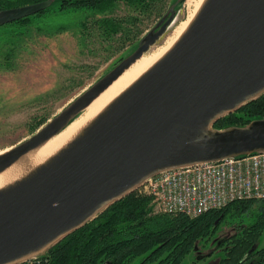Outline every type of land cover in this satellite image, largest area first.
Here are the masks:
<instances>
[{
	"label": "water",
	"instance_id": "95a60500",
	"mask_svg": "<svg viewBox=\"0 0 264 264\" xmlns=\"http://www.w3.org/2000/svg\"><path fill=\"white\" fill-rule=\"evenodd\" d=\"M175 0L136 48L20 142L0 172L59 133L139 59L172 22ZM54 0L0 9V25ZM264 92V0H204L172 45L65 145L0 187V264L43 254L150 176L264 151V117L217 127Z\"/></svg>",
	"mask_w": 264,
	"mask_h": 264
},
{
	"label": "trees",
	"instance_id": "16d2710c",
	"mask_svg": "<svg viewBox=\"0 0 264 264\" xmlns=\"http://www.w3.org/2000/svg\"><path fill=\"white\" fill-rule=\"evenodd\" d=\"M36 1L40 0H0V9ZM119 1L60 0L56 9L87 5L113 7ZM124 1L131 5V12L87 16L79 24L82 36L85 39H100L103 43L107 42L108 47H121L127 41L139 42L138 35L143 30L139 26L141 15L156 13L161 17L167 11H163L164 0ZM52 4L37 13L53 8ZM30 16L16 20H27ZM257 117H264V92L235 111L219 117L214 125H242ZM152 209L150 194L130 192L58 240L43 254L17 264H127L139 256H142V263L160 258L165 264H181L198 238L206 237L226 217L238 216L240 219L235 223L238 233L232 237L238 256H241L264 230V198L233 199L219 208L195 216L184 212L153 213ZM244 214L253 217L246 220Z\"/></svg>",
	"mask_w": 264,
	"mask_h": 264
},
{
	"label": "rangeland",
	"instance_id": "374dc122",
	"mask_svg": "<svg viewBox=\"0 0 264 264\" xmlns=\"http://www.w3.org/2000/svg\"><path fill=\"white\" fill-rule=\"evenodd\" d=\"M173 1L164 0L163 11ZM203 1L198 8H189L187 0H180L172 22L151 48L165 47L173 38L175 29L186 20L190 22ZM59 3L60 0H54L53 8L42 13L37 11L27 20L0 25V152L36 132L138 45V41H127L121 47H108L107 42L100 39H85L79 25L87 16L131 12L128 2L121 0L113 7L87 5L56 9ZM141 18L139 26L143 30L138 35L139 39L160 16L152 13L150 16L141 15ZM152 203L153 213L162 212L153 197ZM252 217L243 215L246 220ZM239 219L238 216L224 220L235 222ZM220 228L218 233L232 227L223 221ZM262 239L264 243V234ZM204 240L203 236L197 239L182 263H203L204 259L199 256L204 248L212 245L211 242L203 245ZM140 260L141 256L133 263ZM147 264L161 263L156 260Z\"/></svg>",
	"mask_w": 264,
	"mask_h": 264
},
{
	"label": "built area",
	"instance_id": "2783aa9c",
	"mask_svg": "<svg viewBox=\"0 0 264 264\" xmlns=\"http://www.w3.org/2000/svg\"><path fill=\"white\" fill-rule=\"evenodd\" d=\"M132 192L150 194L160 211L199 215L237 198H264V151L166 169Z\"/></svg>",
	"mask_w": 264,
	"mask_h": 264
},
{
	"label": "bare ground",
	"instance_id": "6f19581e",
	"mask_svg": "<svg viewBox=\"0 0 264 264\" xmlns=\"http://www.w3.org/2000/svg\"><path fill=\"white\" fill-rule=\"evenodd\" d=\"M199 0H187V5L199 7ZM196 8V9H197ZM188 20L182 22L174 31L173 38L163 48L153 47L145 52L130 67H128L118 78H116L105 90H103L89 105H87L72 121L59 133L51 137L41 146L23 154L10 166L0 172V187L13 182L26 174L31 168L45 161L58 149L71 140L76 133L86 125L105 105L116 95L132 83L141 73L152 65L176 40L188 25ZM3 151V150H2ZM1 151V152H2Z\"/></svg>",
	"mask_w": 264,
	"mask_h": 264
},
{
	"label": "flooded vegetation",
	"instance_id": "af4514ba",
	"mask_svg": "<svg viewBox=\"0 0 264 264\" xmlns=\"http://www.w3.org/2000/svg\"><path fill=\"white\" fill-rule=\"evenodd\" d=\"M223 221L230 223L232 228L218 233L217 231L221 229L220 227L222 226ZM222 222L205 237L203 245L208 242H211L212 245L204 248L201 252L199 257L204 259L202 264H264V243L262 239L264 230L243 255L238 256L237 248L235 246L236 242L233 241L232 237L233 234L238 233L235 229L236 221L222 220ZM148 262L142 263L140 260L139 263H133V261H131L127 264H147ZM158 262L165 264L160 258L158 259ZM186 264L192 263L190 262Z\"/></svg>",
	"mask_w": 264,
	"mask_h": 264
}]
</instances>
